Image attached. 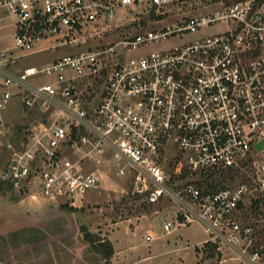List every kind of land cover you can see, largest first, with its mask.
Listing matches in <instances>:
<instances>
[{"label":"built area","instance_id":"1","mask_svg":"<svg viewBox=\"0 0 264 264\" xmlns=\"http://www.w3.org/2000/svg\"><path fill=\"white\" fill-rule=\"evenodd\" d=\"M119 10L156 26L16 69L22 56L102 40ZM3 16L16 31L0 49V176L14 192L75 205L111 168L156 216L171 214L164 233L198 223L211 248L264 264V0H0ZM166 16L176 20L159 27ZM13 98L41 113L19 137Z\"/></svg>","mask_w":264,"mask_h":264},{"label":"rangeland","instance_id":"2","mask_svg":"<svg viewBox=\"0 0 264 264\" xmlns=\"http://www.w3.org/2000/svg\"><path fill=\"white\" fill-rule=\"evenodd\" d=\"M6 17L0 20V48L11 47L14 42L15 31L9 23L14 17ZM121 19L113 31L108 33L100 41L87 42L84 45H63L57 49H49L44 52L31 53L22 56L19 64L24 66L41 64L50 61L64 53H72L86 49L95 44L114 43L133 34L140 29L155 27L152 19L146 13L142 28L133 24L131 20H126L129 16L124 10H119L116 14ZM176 17L166 16L165 20L158 26H165L175 21ZM209 28L208 32L216 30ZM202 32L201 34L205 33ZM200 35L199 33L189 36L190 38ZM178 41L173 37L166 42H152L144 44L136 49L129 50L127 57L139 56L147 52L163 48L169 44ZM57 42L56 37H46L40 42L41 46L50 45ZM51 79L44 76L32 78L31 81L42 84ZM101 87V85H100ZM100 87L95 90L91 98L98 101L100 96ZM6 117L14 126L29 125L41 119V113L22 109V104L18 98H13L7 107ZM2 169V166H0ZM101 190L89 192L83 201H77L74 206L76 212H69L61 204L50 203L43 198H33L29 195L18 194L7 190L0 193V235H7L8 242L0 241V263L3 264H46L49 260H54V264H99L100 254L90 248L88 243L82 239V226L90 230L102 239H114L126 244L133 243L140 249L138 253L133 254L134 264H196L197 253L202 254L200 261L203 264H246L238 258L237 253L223 247V252H219L210 246H204L198 249L195 244H201L208 236L202 226L198 223H192L186 227L176 228L171 233H164L163 227L158 220L148 224L141 221H151L156 215L154 209L157 206H148L142 199L129 195V178L116 177L111 168L102 173ZM169 202H165L168 204ZM64 204V203H62ZM162 204V203H161ZM164 205V204H163ZM163 211L170 210L168 206L162 208ZM165 215V214H164ZM172 216L170 215V218ZM169 218V219H170ZM168 219V218H167ZM140 223V225H139ZM160 224V226H159ZM139 225V226H137ZM26 227H36L43 230L54 231L42 241L34 244H25L22 247H8L5 243L10 241V233ZM136 228V229H135ZM126 229V230H125ZM135 229V230H134ZM151 229L155 231L153 240L148 244L146 240V231ZM135 231V232H133ZM113 232V233H112ZM132 233L130 237L126 234ZM148 235V234H147ZM153 236L152 234H149ZM204 250V254L203 251ZM140 259L136 262L135 259Z\"/></svg>","mask_w":264,"mask_h":264},{"label":"trees","instance_id":"3","mask_svg":"<svg viewBox=\"0 0 264 264\" xmlns=\"http://www.w3.org/2000/svg\"><path fill=\"white\" fill-rule=\"evenodd\" d=\"M226 2H230L233 0H225ZM16 129V137H19L20 132L19 130L21 129V126L19 124L15 125ZM6 154V153H5ZM0 166H3V162L0 159ZM13 191V188L11 184L7 181H5L1 176H0V193H5L6 191ZM63 208H66L69 212H76L77 207L74 206H68V204H62ZM81 232L83 233V241L85 243H88L90 248L95 250V252L99 253L100 256L99 258L101 260L99 264H110V260L114 254V247L113 243L109 239H102L96 234L92 233L90 230L82 226ZM49 233H54V231H48V230H43L41 228H36V227H26L22 228L16 231H13L10 233V242L5 243L8 247H15L19 248L22 247L25 244H34L35 242L42 241L46 237H48L50 234ZM0 241L3 242H8L7 235L4 236L3 234L0 235ZM206 246L210 245V243H205ZM198 249V247H197ZM54 260H49L46 264H54ZM23 264H29L26 261L23 262ZM57 264V263H56Z\"/></svg>","mask_w":264,"mask_h":264},{"label":"crops","instance_id":"4","mask_svg":"<svg viewBox=\"0 0 264 264\" xmlns=\"http://www.w3.org/2000/svg\"><path fill=\"white\" fill-rule=\"evenodd\" d=\"M4 20V19H6V17H0V20ZM12 26L13 27V29H14V31H16V26H15V20L13 19V21H11L10 23H9V26ZM1 28H3V25H0V29ZM4 48H7V47H3V48H0V49H4ZM24 66H22V65H20L19 63H18V66H17V70L18 69H21V68H23ZM8 114V112L6 111L5 112V114ZM170 215L171 214H165V215H158L160 218H159V222L161 223V225H163V222H164V220H165V218H170ZM154 219H157L158 220V217L157 216H155L151 221H141V222H146L147 224H148V222L150 223V226H151V222H153V220ZM155 221V220H154ZM192 224V223H191ZM139 225H140V223H139ZM139 225H137V226H139ZM188 225H190V224H188ZM188 225H186V226H188ZM159 226H160V224H159ZM186 226H180L179 228H181V227H186ZM203 228V227H202ZM136 229V228H135ZM134 229V230H135ZM178 229V228H177ZM126 230V229H125ZM133 232H135V231H133ZM133 232H131V233H127L126 234V236L127 237H130L131 235H132V233ZM147 233H146V236H147V234L149 235V234H152L153 235V238H154V236H155V231H153V230H151V229H148L147 231H146ZM113 233V232H112ZM153 240V239H152ZM151 240V241H152ZM206 240H207V238L206 239H204L203 240V242L201 243V244H199L198 245V243H196L195 244V247L197 248V247H199V248H201L202 246H204V243H206ZM111 241H112V243H113V247H114V254H113V256H112V258H111V260H110V264H134V259H132V256H133V254H136V253H138V250L140 249V247L138 246V245H135V244H133V243H130V244H126V243H123V241L122 242H119V241H115L114 239H112V237H111ZM151 241H148V244L151 242ZM204 248H205V246H204ZM202 251H203V254H204V250L202 249ZM197 253V256H198V258H197V261L195 262L196 264H203L204 263V261H200V259L202 258V254L200 253V252H196ZM136 260V262L138 261V260H140V259H135ZM0 264H3V263H0ZM13 264V263H12ZM174 264H176V263H174ZM181 264H186V263H184V261H182V263Z\"/></svg>","mask_w":264,"mask_h":264},{"label":"water","instance_id":"5","mask_svg":"<svg viewBox=\"0 0 264 264\" xmlns=\"http://www.w3.org/2000/svg\"><path fill=\"white\" fill-rule=\"evenodd\" d=\"M262 145V142L261 143H259V146H261Z\"/></svg>","mask_w":264,"mask_h":264}]
</instances>
